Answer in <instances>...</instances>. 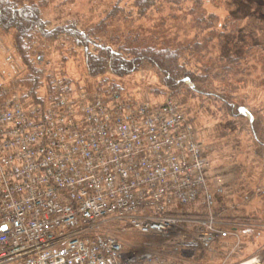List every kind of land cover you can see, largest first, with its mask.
Returning a JSON list of instances; mask_svg holds the SVG:
<instances>
[{
  "label": "built area",
  "instance_id": "built-area-1",
  "mask_svg": "<svg viewBox=\"0 0 264 264\" xmlns=\"http://www.w3.org/2000/svg\"><path fill=\"white\" fill-rule=\"evenodd\" d=\"M52 90L0 85V264H197L230 235L199 214L209 159L175 100Z\"/></svg>",
  "mask_w": 264,
  "mask_h": 264
},
{
  "label": "rangeland",
  "instance_id": "rangeland-1",
  "mask_svg": "<svg viewBox=\"0 0 264 264\" xmlns=\"http://www.w3.org/2000/svg\"><path fill=\"white\" fill-rule=\"evenodd\" d=\"M39 1L44 4L41 18L48 28L75 24L76 30L85 32L90 27L104 25L105 17L118 6L122 14L117 12L116 19L122 21L127 18L133 23V28L140 27L142 38L149 37L153 32L157 34L149 43L155 48L164 44L162 39H158L160 36L165 37L164 42H168L170 37L181 44L182 41L194 43V46L198 44L180 53L181 61L191 64L198 51L204 50L206 56L211 58L236 59L243 56L242 47H261L264 44V0H173L171 4L163 0L157 2L161 7L156 13L149 10L141 18L132 9L134 0ZM124 23H127L126 20ZM124 23L118 22L121 30H126ZM219 42L221 45L218 46ZM49 44L53 47L57 45ZM33 50L29 60L38 69L41 81L48 74L53 78L56 75L71 80L72 91L94 92L97 81L85 80L80 51L75 49L70 56L65 50L69 56L62 59L60 53L51 52L42 46L34 47ZM248 62L240 64L249 70L230 80L224 79L225 76L212 78L211 72L210 79L198 83L217 94L223 93L230 106L242 109L243 113L240 114L243 118H233L234 113L227 112L226 115L224 106L221 113H215L213 108L211 111L202 110L199 105L203 99L199 100L190 94L185 98V89L190 87L187 82L173 92L166 90L161 71L148 63L128 77L113 78L121 86L119 90L123 97L155 105L172 98L192 119L191 125L209 159L207 187L212 197V205L203 206L204 210L199 209V214L212 213L230 233L223 242L203 252V258L200 257L197 264H262L264 261V48L256 59L252 52V59ZM235 65L234 62L231 67ZM19 73L25 74V71L14 44V32L0 31V85H11ZM55 83L66 85V81H53ZM80 87L82 89L78 90ZM43 90L39 91L40 95L44 93ZM20 91L17 88L14 92L20 96ZM205 102L204 106H208L207 103L212 106L215 101L210 99ZM257 117L260 131L255 136L249 125ZM230 215L235 220H230ZM121 238L123 241L138 239L136 235L130 234L122 235ZM141 241L160 245L156 239L145 238Z\"/></svg>",
  "mask_w": 264,
  "mask_h": 264
},
{
  "label": "trees",
  "instance_id": "trees-1",
  "mask_svg": "<svg viewBox=\"0 0 264 264\" xmlns=\"http://www.w3.org/2000/svg\"><path fill=\"white\" fill-rule=\"evenodd\" d=\"M36 1L0 0V31L10 30L14 32V44L25 71V74H17L13 78L11 85L7 86L12 91H16L17 88H19V91L21 90L19 93L23 104L42 106L46 102L51 101L53 97V81H66L65 91H70L71 89V80L67 81L64 77L54 75L55 78H53L50 76L51 74H48L44 81L39 79V71L29 59L31 58V52H34L33 48L42 46L51 52L60 53L62 59L67 58L69 55L72 56L75 49L80 51L84 64L85 80L97 81L94 89L95 93L107 96L116 91L121 93L119 90L121 86L115 83L114 79L125 78L135 74L142 69L144 63H148L161 71L163 74L162 83L166 90L173 92L179 86L184 85V81L187 80L190 87L187 86L185 89L186 99L187 95L190 94L199 100L203 99L204 104H206V100L212 99L215 101L212 106L208 103V106H204L201 103L199 107L202 110L211 111L213 108L215 113H221L223 112L222 106H224L226 107L225 114L227 112L234 113L233 118L234 116L242 117L240 107L234 108L233 105L230 106L227 102V97H223V93H219L221 94L219 95L212 90L201 87L198 83H203L210 79L211 72L213 73L212 78L225 76L223 77L224 79L230 80L238 76L239 73L249 70L246 69L245 65L241 64L252 59V52H254V58H258L259 52L264 48V44L261 47H242L241 50L243 49L244 54L236 59L235 57H227L226 59L211 58L206 56L207 54L204 53V50L198 51L199 54L196 55L194 63H192L194 65H192L189 61H181L180 53L189 47L195 48L198 44L194 46V43L188 44L184 43V41L181 44L177 39H171L170 37L168 42H164L165 37L160 36L158 39H162L164 44L160 48H155L149 43L157 37V34L153 32L149 37L142 38L143 34L140 27L133 28V23L127 18L122 21L116 19L115 15L117 12L122 14V10H119L118 6H115L112 12L105 17L104 25L100 24L97 27H90L85 32L79 29L76 30L75 24L48 28V24L41 18V7L44 4L39 0V2ZM158 1L161 3L163 0H134L132 9H135L138 18H141L149 10L156 13L161 7L157 3ZM172 1L164 0V3L171 4ZM125 20L126 24L124 23ZM118 22H123L126 30H121V24L118 25ZM161 25L163 24L161 23ZM122 32L125 34H120ZM62 36L65 38L62 39ZM49 43L57 45L53 47ZM219 45H221V42H219ZM65 50H68V56ZM233 51L235 52V50ZM234 62L236 67H231ZM109 76L111 77L109 78ZM43 88L45 94L42 93L40 95L39 91ZM79 89L81 90L82 87ZM187 120L192 124L191 118L187 117ZM259 126L258 117L255 121L250 122L249 129L255 136L260 131ZM200 210H204L203 207ZM229 217L230 220H235V217L231 215ZM225 218L223 216L222 219L225 220ZM228 230H231V228ZM232 230L235 231L236 229L233 228ZM200 257L203 258L202 256ZM262 264H264V261Z\"/></svg>",
  "mask_w": 264,
  "mask_h": 264
},
{
  "label": "water",
  "instance_id": "water-1",
  "mask_svg": "<svg viewBox=\"0 0 264 264\" xmlns=\"http://www.w3.org/2000/svg\"><path fill=\"white\" fill-rule=\"evenodd\" d=\"M184 82H187V83H188V81H187V80H185ZM240 112H241V113H243V111H242L241 109H240Z\"/></svg>",
  "mask_w": 264,
  "mask_h": 264
}]
</instances>
